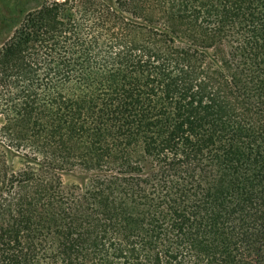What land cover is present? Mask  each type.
I'll return each mask as SVG.
<instances>
[{"label": "trees", "instance_id": "obj_1", "mask_svg": "<svg viewBox=\"0 0 264 264\" xmlns=\"http://www.w3.org/2000/svg\"><path fill=\"white\" fill-rule=\"evenodd\" d=\"M0 264H264V0H54L0 45Z\"/></svg>", "mask_w": 264, "mask_h": 264}, {"label": "rangeland", "instance_id": "obj_2", "mask_svg": "<svg viewBox=\"0 0 264 264\" xmlns=\"http://www.w3.org/2000/svg\"><path fill=\"white\" fill-rule=\"evenodd\" d=\"M46 1L54 0H0V45L7 40L28 11Z\"/></svg>", "mask_w": 264, "mask_h": 264}]
</instances>
